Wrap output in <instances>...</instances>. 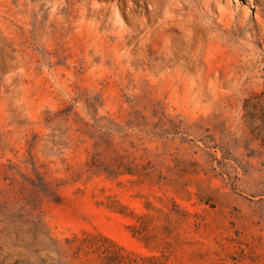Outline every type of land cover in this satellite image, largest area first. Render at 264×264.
Instances as JSON below:
<instances>
[{"label": "rangeland", "instance_id": "374dc122", "mask_svg": "<svg viewBox=\"0 0 264 264\" xmlns=\"http://www.w3.org/2000/svg\"><path fill=\"white\" fill-rule=\"evenodd\" d=\"M0 264H264V0H0Z\"/></svg>", "mask_w": 264, "mask_h": 264}]
</instances>
